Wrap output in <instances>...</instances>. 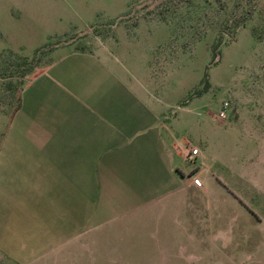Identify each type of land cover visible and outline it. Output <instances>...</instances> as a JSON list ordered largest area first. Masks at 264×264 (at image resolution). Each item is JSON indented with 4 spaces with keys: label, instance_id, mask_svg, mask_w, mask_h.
I'll list each match as a JSON object with an SVG mask.
<instances>
[{
    "label": "crops",
    "instance_id": "obj_1",
    "mask_svg": "<svg viewBox=\"0 0 264 264\" xmlns=\"http://www.w3.org/2000/svg\"><path fill=\"white\" fill-rule=\"evenodd\" d=\"M101 48L53 49L20 105L0 118L5 261L172 264L174 249L187 250L192 238L212 236L214 246L222 238L223 229L207 230L214 221L193 176L202 166L190 175L180 166L193 148L197 157L202 150L175 137L153 82L122 80L110 63L122 67L120 58ZM231 192L237 200L248 195Z\"/></svg>",
    "mask_w": 264,
    "mask_h": 264
},
{
    "label": "rangeland",
    "instance_id": "obj_2",
    "mask_svg": "<svg viewBox=\"0 0 264 264\" xmlns=\"http://www.w3.org/2000/svg\"><path fill=\"white\" fill-rule=\"evenodd\" d=\"M58 46L111 49L123 64L110 62L112 70L153 82L175 137L202 150L180 166L186 175L202 166L193 176L214 221L207 230L224 232L218 246L202 236L175 248L172 264H190L184 254L200 264H264V0H0V118ZM10 260L0 264H20Z\"/></svg>",
    "mask_w": 264,
    "mask_h": 264
},
{
    "label": "built area",
    "instance_id": "obj_3",
    "mask_svg": "<svg viewBox=\"0 0 264 264\" xmlns=\"http://www.w3.org/2000/svg\"><path fill=\"white\" fill-rule=\"evenodd\" d=\"M229 105H230L229 102H226V103L224 104V109L221 110V112H220V114H219V116H220L221 118H226V117H227L226 108H227ZM198 154H199V149H198V148H193V149L191 150V152L188 154L187 158H188V160L194 161V160L197 158V155H198Z\"/></svg>",
    "mask_w": 264,
    "mask_h": 264
}]
</instances>
